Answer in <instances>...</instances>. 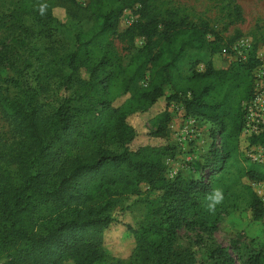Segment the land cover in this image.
<instances>
[{"label": "trees", "instance_id": "trees-1", "mask_svg": "<svg viewBox=\"0 0 264 264\" xmlns=\"http://www.w3.org/2000/svg\"><path fill=\"white\" fill-rule=\"evenodd\" d=\"M93 2L97 6L90 8L89 16L101 35L117 28L125 9L140 4L138 18L126 32L144 36L145 44L127 67L118 66L105 48L95 59V51L89 47L92 40L81 44L69 62L76 76L64 80L66 96L56 110H48L41 99L47 84L21 87L23 95L17 98L0 83V111L12 132L10 139L0 134V264H64L67 259L75 264H206L193 249L176 251L174 241L183 225L201 221L209 224L211 231L217 227L220 210L215 206L213 212L208 211L206 197L214 189L216 171L230 158L231 139L242 130L241 101L253 98L252 86L248 85L242 97L234 98L227 90L216 99L209 95L217 85L230 81L240 87L239 81L234 82L236 74L211 63L190 77L180 74L179 64L187 53L204 47L205 24L187 21L177 11L164 15L150 0H108L107 5L103 0ZM70 3L74 2L33 0L27 12L42 17L56 4L68 7ZM41 6L45 7L43 14ZM9 25L0 19V29ZM259 63L252 54L241 66L251 73ZM82 70L89 72L88 78L81 77ZM140 80L147 85L133 92L132 86ZM165 84L173 85V95L166 96ZM126 95L121 105H115ZM162 97H166L167 106L157 117L152 135L167 142L133 148L138 132L129 117ZM175 98L181 99L188 115L208 117L224 136L222 146H216L209 159L200 157L203 172L211 169L209 177L168 174L166 158L178 153L177 146L167 139L168 107ZM252 142L264 143V131ZM115 143L121 145V151L108 147ZM13 164L19 167L21 183L14 182ZM244 174L252 182L264 180V172L256 168L246 169ZM126 194L152 197L147 199L144 221L136 227L128 225L135 246L124 260L107 253L104 231L119 222L114 215L115 202ZM250 197V215L254 220L264 218L262 200L254 192ZM211 257L217 258L216 264H237L223 247L215 248ZM243 264H264V249L251 254Z\"/></svg>", "mask_w": 264, "mask_h": 264}, {"label": "rangeland", "instance_id": "rangeland-1", "mask_svg": "<svg viewBox=\"0 0 264 264\" xmlns=\"http://www.w3.org/2000/svg\"><path fill=\"white\" fill-rule=\"evenodd\" d=\"M32 1L0 0V19L10 24L0 29V83L7 89V93L9 91L11 97H22L21 87L40 88V85L47 84L48 90L42 93L41 99L47 104L48 110H56L66 96L64 80L69 76L72 79L76 76L69 62L71 54L81 44L85 45L92 40L89 47L95 51V59L100 57L101 49L105 48L115 63L122 67H127L145 44L144 36L126 32L138 18L137 9L140 4L125 9L117 28L101 35L99 28L94 26V19L89 16L90 8L95 4L97 6V2L94 3L93 0H71L78 6L70 3L68 7L57 3L49 15L42 17L27 12ZM150 2L164 15L168 11H177L187 21L205 24L208 28L204 47L189 51L179 64L182 76L190 77L195 72H203L209 63L216 69H228L230 74H236L234 82L236 84L239 81L240 87H234V83L232 85L230 81L225 82L211 90L209 96L221 99L227 90H231L234 98L242 97L250 85L254 92L252 99L256 94L259 95V106L264 107V0ZM103 4L107 5L108 0H103ZM75 13L79 15L77 18L74 17ZM242 43L240 53H235V44ZM224 48L229 52H224ZM80 53L85 57L84 52ZM252 54H255L260 63L250 73L241 66V62ZM81 72V77L88 78V71ZM146 85L144 80H140L132 86V91ZM163 89L166 96L175 93L172 84H165ZM95 92L98 96L100 89L97 88ZM127 97L128 95L119 97L115 105H121ZM251 100L242 99V130L238 137L230 141L232 146L229 160L223 168L216 171L215 177L212 176L214 189L220 188L223 191V200L216 205L220 210L217 227L211 231L209 224L201 221L183 225L178 229L174 241L176 251L193 249L198 259L204 260L206 264H216L217 258L211 257V253L217 247L225 248L236 258L237 264H243L251 254L264 249V218L254 220L249 212L251 192L256 193L264 203V180L252 182L244 174L249 168L264 172V143H253L252 139L258 133L244 131L249 117L246 107ZM233 103L234 99H231V104ZM166 106L167 99L162 97L152 107L129 117L138 132L131 144L133 148L167 142L165 138L152 135L157 126V117ZM168 111L170 120L167 124V139L177 146L178 151L176 157L166 158L168 174L181 172L188 178H197L202 174L209 177L211 169L206 168L203 172L200 157L202 161L209 159L212 150L216 146H222L224 136L219 127L206 116L198 118L188 115L179 98L170 102ZM191 116L195 118L193 122L190 121ZM0 134L7 139L12 136L8 121L1 111ZM108 147L114 151L122 150L119 143L110 144ZM11 173L15 183L22 182L17 164L11 166ZM149 197L152 194H126L116 198L114 215L119 222L113 223L104 231V248L110 256L125 260L131 255L135 239L128 225L136 227L144 221ZM48 211L41 210V213ZM64 264L75 262L67 259Z\"/></svg>", "mask_w": 264, "mask_h": 264}, {"label": "built area", "instance_id": "built-area-1", "mask_svg": "<svg viewBox=\"0 0 264 264\" xmlns=\"http://www.w3.org/2000/svg\"><path fill=\"white\" fill-rule=\"evenodd\" d=\"M242 44H235L233 51L235 53H240V49L242 47ZM224 52H229L227 48H224ZM260 102V96L256 94L254 99L251 100V103L246 107L248 110L249 117L247 118L246 125L244 127V131L250 132L251 134L261 133V131H264V107L260 108L259 106ZM190 121L193 122L195 118L192 116L189 117ZM252 119V120H251ZM175 174L171 172L169 174L170 177H173Z\"/></svg>", "mask_w": 264, "mask_h": 264}, {"label": "clouds", "instance_id": "clouds-1", "mask_svg": "<svg viewBox=\"0 0 264 264\" xmlns=\"http://www.w3.org/2000/svg\"><path fill=\"white\" fill-rule=\"evenodd\" d=\"M45 7L41 6L40 12L41 14L44 13ZM206 199L209 201L207 204V209L210 212H213L215 210V206L222 202L223 200V191L220 188H215L212 190L210 194L206 197Z\"/></svg>", "mask_w": 264, "mask_h": 264}]
</instances>
